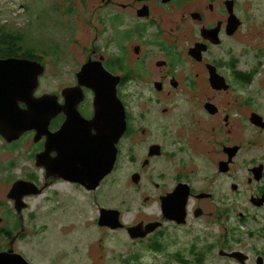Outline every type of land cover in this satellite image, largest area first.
Wrapping results in <instances>:
<instances>
[{
  "label": "flooded vegetation",
  "instance_id": "obj_1",
  "mask_svg": "<svg viewBox=\"0 0 264 264\" xmlns=\"http://www.w3.org/2000/svg\"><path fill=\"white\" fill-rule=\"evenodd\" d=\"M255 4L256 0L80 1L87 20L96 21L94 44L81 47L68 63L55 61L70 72L66 83L57 81V104L64 108L63 91L76 89L73 117L61 110L48 128L55 145L50 158L58 167L49 176L44 166L49 160L37 162L46 138L35 142L34 130L12 142L0 136V264H59L58 256L44 245L48 238H39L52 233L53 218L47 215L43 222L37 204L57 198V192L51 197L48 192L59 183L96 194L115 172L120 203L126 206L137 199L142 211L159 212L155 220L149 221L153 215L137 219L138 228L145 229L159 217L162 227L133 239V244L145 241L153 245V254L165 248L168 252L164 239L171 229L194 221L201 223L203 236L185 249L189 259L177 249L167 254L168 261L205 264L218 250L239 252L243 259L241 263L221 258L224 261L247 264L249 258L248 264H255L257 258L256 264H264L262 248L245 251L243 246L246 239L264 244V14L253 18ZM82 68L87 85L77 88ZM88 85L115 89L124 124L113 168L92 190L87 184L56 178L65 174L59 168V149H82L85 122L94 117L95 92ZM97 136L91 129L86 146L99 152ZM25 158L29 164L16 172V163ZM167 198L186 200L185 224L163 218L162 202ZM35 199L33 206L30 201ZM123 214L118 216L121 230L107 229L129 236L132 225L122 224Z\"/></svg>",
  "mask_w": 264,
  "mask_h": 264
},
{
  "label": "rangeland",
  "instance_id": "obj_2",
  "mask_svg": "<svg viewBox=\"0 0 264 264\" xmlns=\"http://www.w3.org/2000/svg\"><path fill=\"white\" fill-rule=\"evenodd\" d=\"M80 1L0 0V26L4 25L21 33L23 35L21 52H32L36 58H41V62L45 66V71L39 78V86L34 92L36 97L53 94L57 88L58 80L66 83L67 75L70 72L55 65L56 59L62 58L63 64L68 63L72 54L82 52L81 47L88 48L94 44L92 29L96 25V21L94 19L93 23L87 20L89 15L86 16L84 9L79 8ZM256 1L257 4L253 5L252 12H250L253 18L264 14V0ZM14 31L11 32L14 33ZM74 38L75 40H73ZM27 147L29 148L30 145L28 144ZM16 164L15 171L20 172L22 167L29 162L25 158ZM118 175L119 173L115 172L96 194L93 191L84 193L65 183H59L48 192L49 197L52 196V191L57 192L59 195L57 198L42 200L41 205L37 204L38 199L30 201L31 205H38L37 211L43 215V222H47V215L53 218L52 233L49 235L46 232L39 238L42 240L48 238L49 243L44 245L50 246L58 256L59 264H176L173 260L169 259L168 261L167 254L170 252L173 254L177 249L185 251L198 236H203L199 233L200 222L193 221L192 224L184 228H172L170 237L164 239V243L166 242L168 246V252H165L167 250L165 248L163 253L153 254L149 251L148 242L133 244L132 241H136L138 238L135 237L133 240L127 232H113L105 226H99L97 222L101 217L102 209L116 211L118 216L123 212L120 219L126 227L128 224L132 225L128 228H138L139 224L136 225V222L140 217L146 218L153 215L150 216V221L155 220L159 214L156 210L153 211L155 214H151L150 210L142 211L137 199L128 200L126 206L120 203L123 197L117 189ZM55 202L58 203L57 206H55ZM52 206L55 208L47 213ZM128 206L130 210L126 209ZM109 216L114 217V214L105 215L106 218ZM151 224L154 226L150 227L152 230L149 232L145 227V229L140 227V229L131 230L133 234L142 231L146 237L152 231L162 227L159 217L156 223L151 222ZM243 246L245 251H249L250 247L262 248L264 251V244L260 240L256 243L246 239ZM184 255L188 257L186 251ZM222 256L217 250L209 256L205 264H235L228 260L224 261L221 258L229 257ZM245 256L248 257L247 254ZM254 260L256 264L258 259ZM248 261L249 258L247 264Z\"/></svg>",
  "mask_w": 264,
  "mask_h": 264
},
{
  "label": "water",
  "instance_id": "obj_3",
  "mask_svg": "<svg viewBox=\"0 0 264 264\" xmlns=\"http://www.w3.org/2000/svg\"><path fill=\"white\" fill-rule=\"evenodd\" d=\"M45 71L44 66L36 61L26 58H7L0 59V136L7 142L17 140L23 133L34 130L35 142L44 136L45 150L42 154L37 155L36 160L48 159V165H44L49 176L57 165L53 164L50 153L55 150L53 133L48 131L51 120L58 112L63 110L70 118L74 112L72 106L75 102V88L65 89L63 96L66 99V105L61 108L57 104V98L53 94H44L40 97L34 95L35 90L39 86V78ZM85 68L78 73V86L87 85L83 78ZM95 92L94 98V117L91 121L85 122L83 134L84 145L82 149L68 147L59 149V168L64 170L65 174L56 177L64 181L77 182L87 184V189H95L101 180L105 178L112 170L116 158V143L118 136L124 128L122 108L115 97V89L110 86L92 87ZM20 104L25 107L21 108ZM119 119V125L116 120ZM107 121L108 124H105ZM115 121V123H113ZM91 129L97 130L99 152L94 149H88L86 141L89 138ZM70 153V156L65 158ZM67 160V161H66ZM66 161V162H63ZM38 163L37 165H39ZM76 178H73V176ZM19 185V184H18ZM15 188V187H14ZM23 190L22 186H18ZM27 194H35L27 193ZM185 199L176 201L173 198H167L162 202L163 218L174 222L177 225L185 224ZM182 203V204H179ZM172 204V206L170 205ZM107 214H114V217H105ZM99 226H105L110 229H119L122 227L116 211L101 210V217L98 220ZM154 224H149L146 228H150ZM129 228L127 231L130 238H143L145 234H133ZM151 229L147 230L148 232ZM220 255L227 256L237 261L240 259V253H224L220 251ZM245 259V258H244ZM258 264H262L261 261Z\"/></svg>",
  "mask_w": 264,
  "mask_h": 264
},
{
  "label": "trees",
  "instance_id": "obj_4",
  "mask_svg": "<svg viewBox=\"0 0 264 264\" xmlns=\"http://www.w3.org/2000/svg\"><path fill=\"white\" fill-rule=\"evenodd\" d=\"M11 31L14 30L4 25L0 26V59L20 57L41 62V58H36L32 52H21V39H23V35L18 31H14V33ZM152 246L150 245V248Z\"/></svg>",
  "mask_w": 264,
  "mask_h": 264
},
{
  "label": "clouds",
  "instance_id": "obj_5",
  "mask_svg": "<svg viewBox=\"0 0 264 264\" xmlns=\"http://www.w3.org/2000/svg\"><path fill=\"white\" fill-rule=\"evenodd\" d=\"M41 63V62H40ZM42 64V63H41ZM43 65V64H42ZM44 66V65H43ZM44 68H45V66H44Z\"/></svg>",
  "mask_w": 264,
  "mask_h": 264
}]
</instances>
